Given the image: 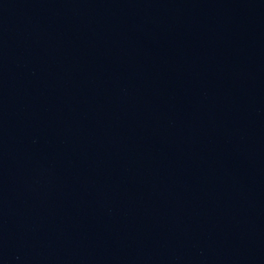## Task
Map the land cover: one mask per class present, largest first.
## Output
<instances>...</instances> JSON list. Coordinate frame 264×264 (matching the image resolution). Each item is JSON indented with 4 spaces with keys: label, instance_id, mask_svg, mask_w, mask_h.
Segmentation results:
<instances>
[{
    "label": "water",
    "instance_id": "obj_1",
    "mask_svg": "<svg viewBox=\"0 0 264 264\" xmlns=\"http://www.w3.org/2000/svg\"><path fill=\"white\" fill-rule=\"evenodd\" d=\"M0 264H264V0H0Z\"/></svg>",
    "mask_w": 264,
    "mask_h": 264
}]
</instances>
